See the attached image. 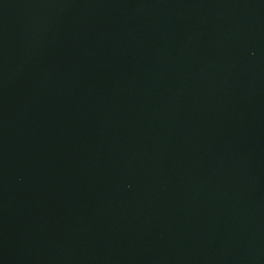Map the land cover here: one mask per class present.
<instances>
[{
	"label": "water",
	"instance_id": "95a60500",
	"mask_svg": "<svg viewBox=\"0 0 264 264\" xmlns=\"http://www.w3.org/2000/svg\"><path fill=\"white\" fill-rule=\"evenodd\" d=\"M0 264H264V0H0Z\"/></svg>",
	"mask_w": 264,
	"mask_h": 264
}]
</instances>
